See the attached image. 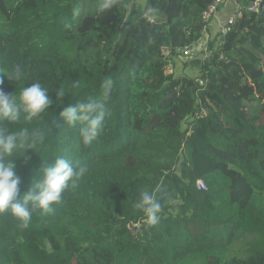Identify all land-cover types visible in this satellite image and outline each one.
<instances>
[{"label": "trees", "instance_id": "16d2710c", "mask_svg": "<svg viewBox=\"0 0 264 264\" xmlns=\"http://www.w3.org/2000/svg\"><path fill=\"white\" fill-rule=\"evenodd\" d=\"M213 1L0 0V73L23 72L5 78L4 91L39 82L54 101L9 125L44 134L13 157L21 194L41 161L88 169L27 227L0 214V264H264V11L249 10L257 0H239L242 19L190 57L196 77L166 74L204 41ZM104 80V127L84 145L60 107L102 99ZM144 191L162 205L155 225L135 207Z\"/></svg>", "mask_w": 264, "mask_h": 264}, {"label": "clouds", "instance_id": "9594fccd", "mask_svg": "<svg viewBox=\"0 0 264 264\" xmlns=\"http://www.w3.org/2000/svg\"><path fill=\"white\" fill-rule=\"evenodd\" d=\"M110 3H102L101 8L107 9ZM5 78L10 82L21 81V67H14L10 73H0V214L9 213L16 218L22 227H27L34 210L42 214L55 211V206L63 203L66 190L75 189L79 180L88 171L86 166L73 167L72 163L58 157L52 163L41 161L37 175L27 192L21 194L22 178L17 174V165L13 159L17 154L26 155L27 150H36L44 141V134L28 127L10 128L22 120L32 122L54 103L46 88L39 82L23 86L17 92L4 91ZM79 86L74 81L72 88ZM112 87L111 80L101 83L103 98L89 97L80 103H68L62 106L59 118L69 127L79 125V135L84 145H90L101 133L106 116L108 92ZM66 90L60 88L55 92L56 104L61 103ZM135 207L140 209L148 225L159 222L162 205L155 194L144 191L137 200Z\"/></svg>", "mask_w": 264, "mask_h": 264}, {"label": "built area", "instance_id": "2783aa9c", "mask_svg": "<svg viewBox=\"0 0 264 264\" xmlns=\"http://www.w3.org/2000/svg\"><path fill=\"white\" fill-rule=\"evenodd\" d=\"M224 0H214L213 3L208 7L207 11L204 12L203 14V20L204 23H208L210 22L220 11L221 6L223 4ZM261 0H257L250 8L249 10L252 12H258L259 8H258V3H260ZM243 17V12L241 11L240 7L237 8L236 11H234L229 18L227 19L225 25L223 26V28L221 29V35L224 36L226 35L228 32H230V30L232 29V27L234 26L235 23H237L240 19H242ZM208 44L209 41L205 40L202 41L197 47H191V48H185L184 52H183V56L187 58L192 57L191 55L194 54L197 51H203L204 53H206L208 51ZM172 66H168L166 68V74L170 75L172 74ZM200 85H203V82H200ZM198 189L200 190H207L205 184L203 182H199L197 184Z\"/></svg>", "mask_w": 264, "mask_h": 264}, {"label": "crops", "instance_id": "0c3cea01", "mask_svg": "<svg viewBox=\"0 0 264 264\" xmlns=\"http://www.w3.org/2000/svg\"><path fill=\"white\" fill-rule=\"evenodd\" d=\"M239 0H224L218 14L207 24L205 40L213 38L221 31L229 16L239 7Z\"/></svg>", "mask_w": 264, "mask_h": 264}, {"label": "rangeland", "instance_id": "374dc122", "mask_svg": "<svg viewBox=\"0 0 264 264\" xmlns=\"http://www.w3.org/2000/svg\"><path fill=\"white\" fill-rule=\"evenodd\" d=\"M144 2V1H143ZM205 39H207V38H205ZM211 40V38H209V41ZM196 54H199V52L198 53H196ZM191 56H195L194 54H192ZM189 58V57H188ZM191 61V58H189L188 60H187V56L186 57H180L179 59H175V64H176V67L174 68V67H172L173 69H172V72H177L178 71V73L179 74H187V75H189V76H191V77H196L197 75H198V70H195V69H192L191 67H189V66H186L185 67V64L186 63H188V62H190Z\"/></svg>", "mask_w": 264, "mask_h": 264}, {"label": "water", "instance_id": "95a60500", "mask_svg": "<svg viewBox=\"0 0 264 264\" xmlns=\"http://www.w3.org/2000/svg\"><path fill=\"white\" fill-rule=\"evenodd\" d=\"M259 13H262L264 11V5L262 2L258 3Z\"/></svg>", "mask_w": 264, "mask_h": 264}]
</instances>
